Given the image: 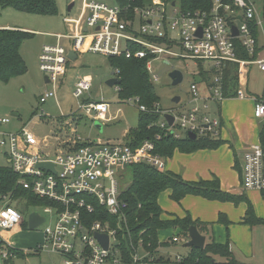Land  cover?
<instances>
[{"label": "built area", "instance_id": "2783aa9c", "mask_svg": "<svg viewBox=\"0 0 264 264\" xmlns=\"http://www.w3.org/2000/svg\"><path fill=\"white\" fill-rule=\"evenodd\" d=\"M162 1L161 4H128L121 7L95 0H80L78 14L64 17L68 32L55 34V43L41 47L39 70L50 88L39 95V103L56 98L58 77L64 73L70 60L68 49L61 43L63 39L71 42V50L76 54L86 52L105 58H148L146 67L153 80L158 77L151 73L154 59L207 61L209 69L214 72L213 77L209 83H204V91H199L195 83L190 85L187 104L178 103L177 108L162 109L159 102L148 108L137 97H129L125 102L136 103L139 112L159 115L157 125L161 133L155 135L156 140L168 135L180 139L188 137V132L194 133L196 139L219 138L220 119L212 117L208 110L210 102L218 104L225 98L223 69L228 64H236L237 88L234 97L240 99L247 96L240 86L246 85L249 67L255 65L264 74V57L253 56L256 48L253 27L260 25L256 19V4L253 0H212L209 9L184 10L180 0ZM232 25L237 27L236 36L232 35ZM199 27L200 35L196 33ZM235 40L239 41L249 58L238 57ZM111 70V77L120 79L118 69ZM243 76H246V81ZM91 87L92 79L80 76L75 81L72 95L75 98L86 97ZM113 89L118 92L119 85H114ZM253 100V115L264 123V86ZM83 101L78 108L91 119L102 122L114 119L108 116L109 103L103 97L97 101L87 98ZM165 114L173 117L171 125L165 119ZM7 123L8 117H0V125ZM0 148L8 167L18 175L17 185L52 202L50 205L36 206L41 213L36 212L44 217L42 224L45 225L47 220L50 222L42 230L43 241L36 246V251L46 250L63 255V264H122L117 229L109 221L84 225L81 210L91 211L92 202L96 201L116 219L118 228L125 219L123 210L126 203L121 198L120 187L124 168L135 163H146L165 171L164 159L154 152L153 140L146 139L136 147L126 142H85L72 129V136L65 139L57 137L52 153H47L48 144H43L24 126L18 132H0ZM39 163H50L55 171L39 167ZM240 187L242 192H257L264 200V148L260 140L250 143L241 155ZM0 203V233L13 231L18 225L27 223L28 215L12 205L9 194L0 195ZM95 232L108 235L107 249L94 237ZM178 240L176 236L172 238L173 242ZM142 248L139 241L133 251L132 262L140 261L137 252ZM12 250L11 241L4 240L0 235V264L14 257ZM144 252L143 259L149 256V261L155 260V254ZM181 259V256L175 257L178 262Z\"/></svg>", "mask_w": 264, "mask_h": 264}, {"label": "rangeland", "instance_id": "374dc122", "mask_svg": "<svg viewBox=\"0 0 264 264\" xmlns=\"http://www.w3.org/2000/svg\"><path fill=\"white\" fill-rule=\"evenodd\" d=\"M109 5L116 4V0H95ZM153 0H143V5L150 4ZM258 9L261 25L258 27V39L261 44V56H264V8L262 0H253ZM74 5L71 10H68L69 4ZM80 0H55L57 11L52 15H42L18 11L11 6L4 7L0 10V25L20 26L30 29L32 36L26 39L21 47L20 54L26 64V71L16 77L11 78L8 82L0 81V117H8L9 123L0 125V132H18L22 127L26 126L29 131L35 134L37 138L47 145L45 150L47 153H52L51 149L55 147L57 137L65 139L72 136V129L77 134H80L82 140L98 141V142H124L122 133L125 128L136 127L138 122V106L136 103H127L125 100H120L118 93L105 84V81L112 76V70L106 62L104 56L86 52H79L76 61H69L65 72L58 77L56 86V98H49L44 103H39V95L50 86L44 81V75L39 70L38 55L41 47L44 44L55 43L56 33H67V27L64 23L65 16H76L78 14V5ZM162 3V0L155 1ZM160 3V4H161ZM138 27V21L135 24ZM29 30H26L28 32ZM62 44L70 47V41L63 39ZM175 49H177L175 47ZM178 50V49H177ZM209 64L207 61H197L194 59L182 58H158L154 59L151 64V73L156 74L157 80L151 79L156 96L159 98V105L162 109L177 108V104L172 101L173 97L179 96V103L187 104L189 101V88L192 83L197 84L199 91H204L206 86L203 84L204 73L209 79L213 77L211 71L208 70ZM179 70L182 73V80L172 85L169 73L172 70ZM89 74L92 78V87L86 94V97L75 98L72 92L75 88V81L81 76ZM249 88L251 91H261L264 86V79L254 67L250 70ZM246 81V76H243ZM240 88L247 95L245 85L241 84ZM248 96V95H247ZM103 97L109 103L108 116L113 117L107 122L101 120H93L88 117L83 110L79 109L87 98L88 100L97 101ZM241 101L238 98L222 100L218 104L209 103V114L212 117L228 119V113L232 108H237ZM74 114V115H73ZM258 122V121H257ZM233 130V127H229ZM228 129V128H227ZM226 129V130H227ZM242 140L247 139L248 130L242 132ZM232 139L222 137V142L218 146V153L221 158L230 154L232 156L233 149L229 148L227 142H232L236 152L241 148L236 146L238 139H241V134L237 131L232 132ZM108 139V140H107ZM220 139V140H221ZM225 140V142H223ZM215 148V149H217ZM205 150V149H204ZM0 148V166H6L7 161L1 154ZM131 181V175L122 172L120 187L122 191L128 186ZM163 200L169 203L167 194L162 195ZM22 202L14 203L23 214L28 215L32 211L41 213L38 207H25ZM1 204V203H0ZM260 207L264 214V200L260 202ZM26 222V221H25ZM49 220L45 225H48ZM44 224L39 225L34 229H29L27 223L18 225L13 231H2L0 233L4 240H10L15 251L22 254L14 255L9 264H63L64 256L56 253L45 251H36V246L43 241L42 230ZM183 238V236H182ZM184 239V238H183ZM182 243H178L176 248L182 252L187 248L182 247ZM253 257L242 260H249L254 264H264V225L258 224L253 228ZM169 255L162 251L154 255V261H149L150 257H144L143 249H140L137 254L140 261L137 263H122V264H168L160 261L156 262L158 257L165 259L167 256L174 258V250ZM161 253V254H160ZM143 259V260H142ZM1 264H5L1 261ZM172 264V263H171Z\"/></svg>", "mask_w": 264, "mask_h": 264}, {"label": "trees", "instance_id": "16d2710c", "mask_svg": "<svg viewBox=\"0 0 264 264\" xmlns=\"http://www.w3.org/2000/svg\"><path fill=\"white\" fill-rule=\"evenodd\" d=\"M180 2L182 9L194 10L209 9L212 0H180ZM128 4L143 5V0H117V5L121 7ZM7 6L18 11L42 15H52L57 11L55 0H0V10ZM30 36L32 34L26 31L0 29V81L6 83L26 71L20 47ZM254 38L256 39L255 35ZM156 41L161 42L160 40ZM234 42L238 49V57L249 58L239 41L235 40ZM259 50L256 46L254 57ZM106 59L110 69H118L120 84L117 93L120 100L137 97L139 102L148 108L159 102L146 67L148 58L136 59L120 56L107 57ZM222 78L224 97H234L237 88L236 64H228L223 69ZM203 80L207 83L210 81L206 73L203 75ZM159 120V115L156 113L139 112L137 125L129 130L126 143L136 147L144 140L151 139L155 144L154 152L163 158H168L172 156L175 149L190 153L200 149H215L222 142L219 139L208 137L175 139L171 135L162 136L161 139L156 140L155 135L161 133L157 125ZM260 142L264 148V123L260 128ZM124 171L131 175V181L121 193V198L126 203L123 210L125 219L120 222L118 228L116 219L96 201L92 202L91 211L81 210V220L84 225L88 226L94 221L102 223L109 221L110 225L117 229L118 249L121 252L122 263L132 262V254L139 241H141L144 251L152 255L156 254L157 248L166 244L158 239L160 229L177 227L178 234L183 238L188 237L187 228L190 225H195L200 232L203 231L205 224L193 220L189 214L183 218L161 219L162 209L157 198L164 190H170V198L176 202L186 195L200 196L208 200L230 201L234 204H238L244 199L243 196L222 191L217 179L213 181H185L176 173L161 171L146 163L128 165ZM17 180L18 175L13 173L8 166H0V195L9 194L12 202L18 204L22 202L21 204L25 207L52 204L49 200L40 198L17 185ZM243 222L250 226L264 225V219L255 215L250 204L245 212ZM189 250L190 252L179 262L177 261V264H237L227 244H218L211 240L206 242L201 250L193 247H190ZM12 251L16 255L22 254L15 250ZM11 259H5L4 263L9 264ZM160 261H163L162 257H160ZM165 262L167 263V261Z\"/></svg>", "mask_w": 264, "mask_h": 264}, {"label": "crops", "instance_id": "0c3cea01", "mask_svg": "<svg viewBox=\"0 0 264 264\" xmlns=\"http://www.w3.org/2000/svg\"><path fill=\"white\" fill-rule=\"evenodd\" d=\"M155 1L157 0H153L152 2H150V4L147 5H153L155 4ZM116 4H117V0H116ZM73 5L74 3L71 2L68 6V10H71ZM256 10H257L256 19L260 21V25H261V20L259 19L257 6H256ZM260 25L253 27V36L255 35L256 37L255 39L256 46L260 49L255 57H262L260 53L262 51L261 49L263 46L259 44L258 33H257L258 27ZM0 29H16L21 31L29 30L28 32H30V29L28 28L20 27V26H11V25H0ZM56 34H65V33H56ZM67 49L69 53V51L71 50V44L70 47ZM76 60H77V54L75 57H73V59L69 61H76ZM69 61L66 64V68L67 65L69 64ZM252 67L257 69L255 65H251L249 67L247 81L250 80L249 75ZM208 70L211 71L209 68ZM258 72L261 74L262 79H264V74L261 73L259 70ZM212 74H214L213 71ZM81 76H89L91 78V75L89 74H85ZM204 83L206 82L204 81ZM248 84L249 82H246L245 85V89L246 92L248 93L247 94L248 96H246L243 99L238 98L241 102L238 103L237 108L234 107L230 110V112L228 113V119L227 118L223 119L219 115V119L221 122V133H220V137L216 139L220 140L222 137H225V139L227 138L232 139L233 138L232 132L237 131L239 134H241V139H238L236 142V146H240L241 148L238 152H236L237 150H235V147L232 144V142H227L229 148L231 147V149H233V152H232V156L228 154V156H226L225 158L224 156L223 158L220 157L218 153V148L205 149V150L200 149L190 153L181 152L178 149H175L171 157L163 158L165 162L166 171H171L173 173H176L183 180L191 181V182L193 181L197 182L201 180L213 181L214 179H217L219 181V186L222 191L237 196H243L244 197L243 201H240L238 204H234L233 202L230 201L208 200L200 196L186 195L179 202H176L170 198V193H171L170 190H164L158 195L157 198L158 204L162 209L161 219L168 220V219H173L175 217L183 218L187 214H189L193 220H198L202 224H205V227H203L202 232H200V230L197 228L198 231L205 236V243L213 240L218 244H227L237 264H254L249 260H242L243 258H241L244 257L245 259H247L246 257H248V259H250L253 257L254 255L253 245H252L253 228L255 225H258L255 224L253 226H250L243 222L248 205L250 204L252 206L254 213L258 218L264 219V214L260 207V202L263 200L261 199L260 195L254 191L242 192L240 187L241 155L250 143L260 140V128L263 124L262 122H259L258 119H256L253 115V107H254L253 97L259 95L261 91L259 92L251 91ZM231 98H235V97H225L224 100H229ZM177 103H179V101ZM229 127H233L234 129L231 130V128ZM133 128L134 127H129L128 129L127 128L124 129L122 133L124 142H126V138L129 130ZM244 130H248L247 139H251V140L249 141L242 140L243 138L242 132ZM223 142H225V140ZM3 157L7 161L5 156ZM6 166H8V162ZM163 194H167L169 203L163 200L162 198ZM178 233H179V229L177 227L160 229L158 231L159 241L166 242V244L159 246L157 248L156 253L162 251L163 253L169 255L171 252H173L172 250L175 251L174 258L168 256L165 259L162 258L164 262L167 261L168 264L171 263L177 264L176 263L177 261L175 260V257L177 255L184 257L190 252L189 248L183 250L182 252L178 251V249L176 248V245L178 243H182V242L184 243V241L188 239V238L183 239L182 236L179 235ZM174 236L178 237L179 240L177 242L172 241V238ZM156 262H160V256L158 257Z\"/></svg>", "mask_w": 264, "mask_h": 264}, {"label": "water", "instance_id": "95a60500", "mask_svg": "<svg viewBox=\"0 0 264 264\" xmlns=\"http://www.w3.org/2000/svg\"><path fill=\"white\" fill-rule=\"evenodd\" d=\"M231 31L232 35L236 36L238 34L237 27L232 25L231 26ZM197 34H201V28L199 27L196 31ZM76 54L74 53L73 50H70L68 53V58L71 60L73 57H75ZM169 77L171 79L172 85L178 84L182 80V73L179 70H172L169 73ZM44 81L47 82L46 77H44ZM105 84L108 85L109 87H112L114 85H119L120 84V79L116 77H110L105 81ZM180 97L175 96L173 97L172 101L174 103H177L179 101ZM165 119L167 120L168 124H172L173 117L169 114L164 115ZM188 137L190 139H195V134L188 132ZM39 167H42L44 169H49L52 172H54V167L50 163H39ZM44 221V217L40 216L36 211L30 212L27 216V226L29 229H34L38 227L42 222ZM187 240L184 241L182 244L183 247L190 248L193 247L195 249H203L205 245V236L202 235L197 227L195 225H190L187 228ZM94 237L98 240V242L103 246L104 249L108 248V235L106 233H99L95 232Z\"/></svg>", "mask_w": 264, "mask_h": 264}]
</instances>
